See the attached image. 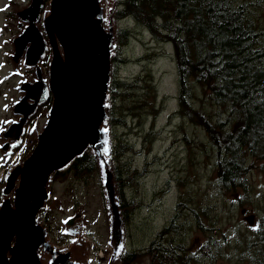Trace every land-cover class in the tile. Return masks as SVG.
Segmentation results:
<instances>
[{
  "label": "water",
  "instance_id": "obj_1",
  "mask_svg": "<svg viewBox=\"0 0 264 264\" xmlns=\"http://www.w3.org/2000/svg\"><path fill=\"white\" fill-rule=\"evenodd\" d=\"M20 3L11 11L16 34L8 43L13 68L10 77L20 75L22 66L33 70L35 77L27 80L21 76L17 85L18 100L10 108L11 119L0 133L1 158L10 162L25 136L26 148L35 144L27 157L10 164L4 176L0 264L93 263L82 205L62 220L61 234L71 239L64 245L52 242L42 218L43 212L64 213L62 201L51 198V184L56 173L65 171L85 154L96 163L107 220L106 246L95 261L121 264L127 249L126 229L110 122L121 0ZM48 54L47 80L39 71V62ZM55 90L62 95L60 100L51 103L41 127L33 123L26 133L39 106L54 96ZM66 220L68 223H64ZM245 220L251 224L252 216Z\"/></svg>",
  "mask_w": 264,
  "mask_h": 264
},
{
  "label": "trees",
  "instance_id": "obj_2",
  "mask_svg": "<svg viewBox=\"0 0 264 264\" xmlns=\"http://www.w3.org/2000/svg\"><path fill=\"white\" fill-rule=\"evenodd\" d=\"M263 14L264 0H121L117 12V18L125 21V28L118 30L119 49L128 46L132 38L137 40V35L144 31H149L157 44L169 43L172 47V59L177 68L178 114L196 128L197 134L201 129L204 131L208 142L203 143L202 153L209 156L212 151L213 154L207 169L209 185L228 192L234 200L233 206L238 201L240 221L253 230L245 249L240 251L242 256L237 255L240 259L237 264H247L245 254H250L249 259L257 260L258 264H264V211L261 209L259 215L249 213L243 207V198L239 197L240 190L248 189L247 176L254 167L251 157L261 162L259 171L264 172ZM8 16L12 18L11 14ZM145 47V53L134 59V64L141 66L142 71L130 83L117 73L125 59L119 53L114 59L110 87L114 103L110 110L112 127L124 125V112L136 116V109H141L143 104L150 107L155 104L157 89L151 80L154 57L145 56L156 50ZM145 75L151 78L143 95L146 100L138 103L136 95L147 80ZM204 99L209 104L206 107L197 103ZM182 128L185 130L184 126ZM113 141L114 159L115 156L121 159L122 154L132 148L115 144L114 137ZM182 142H187V136ZM173 154L176 155V151ZM130 168L116 166L122 191L141 176ZM95 170L94 159L85 154L55 177L64 181L75 177L87 183ZM121 206L124 218L125 215L129 218L138 204L126 203L122 196ZM44 215L47 217L48 213H43L45 220ZM247 216H252L251 224L245 220ZM162 234L164 236V232L159 235ZM163 236L153 239L147 247L127 251L122 264L145 261L146 264H208L209 261L217 264L232 257L228 247H210L211 241L207 247L199 242L201 247L196 245L195 249L181 243L174 245Z\"/></svg>",
  "mask_w": 264,
  "mask_h": 264
},
{
  "label": "rangeland",
  "instance_id": "obj_3",
  "mask_svg": "<svg viewBox=\"0 0 264 264\" xmlns=\"http://www.w3.org/2000/svg\"><path fill=\"white\" fill-rule=\"evenodd\" d=\"M7 3L8 0H0V131L8 122L9 109L17 98L14 76H9L11 66L8 60V42L15 34V19L12 15L13 19L8 17V14L21 3L15 0L9 7ZM262 20L264 23V14ZM119 27L125 28L123 19L119 20ZM136 39L139 41L132 38L128 46L118 48L125 62L120 64L117 73L123 80L132 82L142 71L141 66L134 64L135 57L145 53L146 45L154 48L156 52L145 57H154L153 79H148L154 82L157 96L153 107L143 104L141 109H136V116L124 112V125L112 127L115 144L132 147L122 154L121 159L115 156V165L119 169L122 165L130 166L131 172L136 170L137 174L141 173L138 181L123 191L120 184L124 201L138 204L129 218L125 215L127 251L147 247L153 239H161L163 234H159L164 232L163 239L171 240L174 245L181 243L196 249V245L201 247L199 242L207 247L208 241H211L210 247H228L232 257L217 264H237L240 261L237 255H241L240 251L245 249L253 230L240 221L238 201L233 206L234 200L228 192L209 185L207 169L210 167L209 157L212 160L213 154L212 151L209 156L202 153L203 143L208 142L204 131L201 129L197 134L196 128L178 114L177 68L172 59V47L169 43L157 44L149 31L141 32ZM39 71L43 74L40 66ZM25 76L32 77L31 74ZM144 79H147V75ZM148 79L137 92L138 103L146 100L143 95ZM197 103L204 107L209 105L206 99ZM121 105L124 111L123 103ZM44 119L45 114L36 117L33 122L42 123ZM185 136L187 142H182ZM175 151L176 155L173 154ZM30 153L23 144L16 157L24 158ZM250 162L254 167L247 176L248 189L240 190L239 197L243 198V207L249 213L259 215L264 206V172L259 171L260 161L251 157ZM7 167L8 164L0 160V188ZM50 193L51 197H58L66 209L64 213L53 211L47 217L44 215L43 223L52 242L64 245L70 241L61 235V221L63 215L82 205L87 213L86 235L91 243L90 256L93 264H96L95 258L105 248L108 233L98 170L87 183L75 177L65 181L55 177ZM249 255L245 254L246 263L258 264L257 260L249 259ZM208 264L213 263L209 261Z\"/></svg>",
  "mask_w": 264,
  "mask_h": 264
},
{
  "label": "bare ground",
  "instance_id": "obj_4",
  "mask_svg": "<svg viewBox=\"0 0 264 264\" xmlns=\"http://www.w3.org/2000/svg\"><path fill=\"white\" fill-rule=\"evenodd\" d=\"M61 40V39H60ZM62 41V40H61ZM62 43H63V41H62ZM62 97V95H60V92L58 91V90H55V95L53 96H50V101H51V103H53L54 101L56 102V101H58V100H60V98ZM51 121V120H50ZM52 125V124H51ZM49 131V130H48ZM47 131V132H48ZM73 149V148H72ZM66 152V151H65ZM37 159V158H36ZM34 160V159H33ZM30 162V161H29ZM32 163H33V161H31ZM30 162V163H31ZM35 162V161H34Z\"/></svg>",
  "mask_w": 264,
  "mask_h": 264
},
{
  "label": "snow or ice",
  "instance_id": "obj_5",
  "mask_svg": "<svg viewBox=\"0 0 264 264\" xmlns=\"http://www.w3.org/2000/svg\"><path fill=\"white\" fill-rule=\"evenodd\" d=\"M107 131V129H105V132ZM106 141H105V147H104V152H105V154H107V151H108V149H107V147H106ZM69 219H72L71 217L69 218ZM64 223H68V221L66 220V221H64ZM75 242V241H74Z\"/></svg>",
  "mask_w": 264,
  "mask_h": 264
},
{
  "label": "flooded vegetation",
  "instance_id": "obj_6",
  "mask_svg": "<svg viewBox=\"0 0 264 264\" xmlns=\"http://www.w3.org/2000/svg\"><path fill=\"white\" fill-rule=\"evenodd\" d=\"M35 144V143H34ZM28 155V154H27ZM27 155H26V157H27ZM262 210L264 211V206L262 207ZM247 214V213H246ZM253 223H254V220H253Z\"/></svg>",
  "mask_w": 264,
  "mask_h": 264
}]
</instances>
